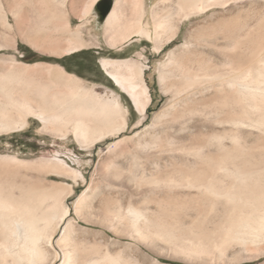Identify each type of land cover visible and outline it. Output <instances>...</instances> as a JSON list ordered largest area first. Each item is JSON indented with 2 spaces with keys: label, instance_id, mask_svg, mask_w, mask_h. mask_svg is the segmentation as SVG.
Instances as JSON below:
<instances>
[{
  "label": "rangeland",
  "instance_id": "rangeland-1",
  "mask_svg": "<svg viewBox=\"0 0 264 264\" xmlns=\"http://www.w3.org/2000/svg\"><path fill=\"white\" fill-rule=\"evenodd\" d=\"M177 1L144 0L142 25L153 39L138 36L113 47L106 21L98 17L97 7L118 2L121 26L132 30L136 23L134 0H101L87 16L85 12L92 0H0V72L9 71L13 64L31 69L37 65L60 66L67 72L71 69L75 73L70 74L104 100L111 99L109 93L115 92L127 122L120 132L89 146L73 133L66 137L54 134L52 126L45 127L33 117L25 129L0 135V158L11 156L20 162H38L29 170L21 169L22 172L44 187L58 184L59 198L71 209L67 222L73 221L75 232L67 246L58 245L59 238L55 240L49 250V261L58 255L57 264H62L68 252L73 264H81L82 249L77 244L82 237L92 234L102 246L118 242L136 249L141 264H264V254L255 257L256 253L239 247L225 252L215 249L219 240L216 231L225 221L223 208L219 206L212 212L210 203L197 197V189L178 184L168 190L141 178L143 173L151 177L160 172L148 158L161 154L160 145L168 140L177 146L182 141L188 143L200 133H207L211 121L217 117L214 113L210 115L214 104L209 102L214 101L211 96L216 94L214 87L204 81L187 87L191 73L205 74V68L191 60L209 61L223 73L238 71L240 62L230 63L226 55L237 45L239 37H245L250 26L257 29L253 31L257 34L260 28L255 25L264 16V0H226L224 6L182 19ZM40 15L51 22L38 25ZM226 20L231 23L226 25ZM172 25L177 28L174 32ZM78 30L89 46L68 54L66 50L74 44L69 33ZM242 43L239 53L250 48V41ZM103 58L130 60L143 70L151 96L145 114L136 107L129 92L103 70ZM250 133L251 143L259 133L243 129V136ZM163 155L158 168L183 156L177 152ZM183 157L195 161L192 156ZM61 183L71 184L74 193L66 198ZM130 203L146 209V216L155 224L143 226L141 221L139 227H134L119 219L118 209Z\"/></svg>",
  "mask_w": 264,
  "mask_h": 264
},
{
  "label": "bare ground",
  "instance_id": "bare-ground-1",
  "mask_svg": "<svg viewBox=\"0 0 264 264\" xmlns=\"http://www.w3.org/2000/svg\"><path fill=\"white\" fill-rule=\"evenodd\" d=\"M99 1L92 0L85 16ZM135 1L139 4V13L133 19L136 23L132 30L121 26L122 13L118 2L106 20L113 47L126 44L133 37L153 39L151 32L142 25L145 14L142 0ZM177 3L183 12L182 19H189L214 7L224 6L227 1L178 0ZM50 22L45 15L39 16L38 25ZM225 23L229 25L231 21L226 20ZM162 25L164 21L159 22V26ZM255 26L260 28L257 34L250 26L245 37H239L237 45L226 55L230 63L240 62L238 71L223 73L209 61L191 60L205 68V74L191 73L187 77V87L201 81L214 87L212 90L215 89L216 94L211 96L214 101L209 102L214 104L210 115L214 113L217 117L214 119L213 116L214 121L208 126L207 133H200L188 143L182 141L177 146L168 140L160 145V155L148 156L149 163H154L160 172L151 177L143 173L141 178L155 187L164 186L168 190L178 184L197 189V197L210 203L212 212L219 206L223 208L225 221L216 231V239L219 240L215 241V249L225 252L228 248L239 247L259 257L264 254V16ZM176 29V25L171 26L173 32ZM69 34L74 44L66 50L68 54L89 46L82 40L79 30ZM245 40L250 41V48L239 53V46ZM101 65L118 86L129 92L136 107L145 114L151 96L143 70L130 60L103 58ZM91 89L60 66L37 65L31 69L13 64L9 71L0 72V135L25 129L31 117L45 127L52 126L56 135L66 137L70 133L75 134L88 146L120 132L127 125L120 97L111 91V99L104 100ZM243 129L257 131L258 138L250 143L252 134L243 136ZM173 152L192 156L195 161L190 162L183 156L179 161L169 158L173 160L158 168L159 162L164 160L163 154ZM37 165L38 162H20L11 156L0 158V264H57L60 257L56 255L49 261V250L58 238V245L64 243L67 246L75 232L73 221L67 222L71 209L65 200L59 198L60 186L44 187L21 170ZM61 185L66 189L64 192L61 190L66 198L74 193L71 184ZM136 205L122 206L116 216L134 227H139L141 221L143 226L144 223L148 226L155 224L146 216V209L143 211ZM158 230L163 231V227L158 226ZM77 245L82 249L81 264H141L136 249L121 246L118 242L102 246L92 234L82 237ZM70 255L68 252L64 254L62 264L72 262Z\"/></svg>",
  "mask_w": 264,
  "mask_h": 264
},
{
  "label": "water",
  "instance_id": "water-1",
  "mask_svg": "<svg viewBox=\"0 0 264 264\" xmlns=\"http://www.w3.org/2000/svg\"><path fill=\"white\" fill-rule=\"evenodd\" d=\"M114 5L112 2H106L97 7V15L102 22H105L112 12Z\"/></svg>",
  "mask_w": 264,
  "mask_h": 264
},
{
  "label": "crops",
  "instance_id": "crops-1",
  "mask_svg": "<svg viewBox=\"0 0 264 264\" xmlns=\"http://www.w3.org/2000/svg\"><path fill=\"white\" fill-rule=\"evenodd\" d=\"M142 4L144 5V0H142ZM133 6L136 7L135 14H136V16H138L137 15L139 13V4H138V2L134 0Z\"/></svg>",
  "mask_w": 264,
  "mask_h": 264
},
{
  "label": "trees",
  "instance_id": "trees-1",
  "mask_svg": "<svg viewBox=\"0 0 264 264\" xmlns=\"http://www.w3.org/2000/svg\"><path fill=\"white\" fill-rule=\"evenodd\" d=\"M69 73H75L73 70L71 69H67Z\"/></svg>",
  "mask_w": 264,
  "mask_h": 264
}]
</instances>
